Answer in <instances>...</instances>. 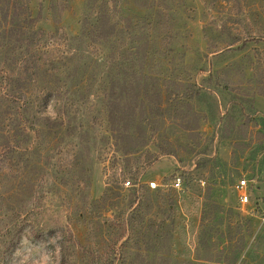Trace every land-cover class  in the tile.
Instances as JSON below:
<instances>
[{
    "label": "rangeland",
    "instance_id": "rangeland-1",
    "mask_svg": "<svg viewBox=\"0 0 264 264\" xmlns=\"http://www.w3.org/2000/svg\"><path fill=\"white\" fill-rule=\"evenodd\" d=\"M91 7L112 12L118 28L128 30V25L129 29L146 30L143 44L149 43L143 47L147 52L144 75L150 78L151 89L157 88L161 78L164 95L168 94L175 87L170 82L176 77L181 84H188L191 75L203 87L211 106L201 107L200 101H191L197 112L191 118L184 100L178 104L175 117L165 103L160 116H151L152 124L143 136L119 142L110 139L92 112L88 124L93 139L88 145L89 137H85L81 150L75 147L76 139L63 136L61 131L56 136L35 134L31 124L19 115L28 98L39 108L35 82L27 85L30 96L20 95L14 83L10 84L11 77L21 74L18 63L27 67L29 59L12 52L8 43L23 35L19 32L27 31L32 36L30 54L40 64L60 62L71 54L87 58L89 50L96 51L86 45L81 49L77 38ZM150 14L160 16L156 26L146 18ZM12 20L20 28L13 38L8 33ZM135 34L137 31L131 38ZM117 38L114 42L119 57L129 40L121 33ZM102 52L108 54V47ZM222 72H226L223 75L231 84L230 90L214 87ZM211 73L214 81L210 84ZM262 90L264 0H0V226L7 209L18 205L11 187L18 186V200L28 201V208L41 212L37 215L39 230L32 231L31 215L27 224H32L26 227L13 253L6 249L8 244L1 243L5 232L0 227V264H101L105 257L100 256L107 254L109 241L122 232L121 242L127 239L130 252L124 264H264ZM154 93L151 103L157 101ZM102 100H92L91 105ZM46 110L45 119L55 116L52 107ZM233 119L235 127L231 130ZM49 122L55 124L54 120ZM23 133H30V137ZM18 142H22L20 147ZM155 159L142 172V166ZM183 171L189 173L186 181L181 177ZM173 173L175 180L164 186L163 179ZM178 178L179 188L173 186ZM243 178L250 199L245 205L237 189ZM127 180L131 187L124 186ZM106 181L113 190L102 199ZM150 181L161 186L152 189ZM140 185L144 186L143 195L135 201L134 188ZM158 200L173 202V210L159 213ZM131 205L141 206L146 220L158 214L156 225L163 220L172 224L171 238L164 241L167 232L162 234L160 245L155 233L151 239L143 234L138 237L132 228H122L123 212ZM205 208L209 214L205 224L216 223L209 251L198 241ZM220 220L222 224L217 223ZM228 235L234 238L232 244L244 242L235 263H227L234 253L230 245L226 246ZM147 240L160 251L156 259L139 255ZM116 264H121L118 257Z\"/></svg>",
    "mask_w": 264,
    "mask_h": 264
},
{
    "label": "trees",
    "instance_id": "trees-1",
    "mask_svg": "<svg viewBox=\"0 0 264 264\" xmlns=\"http://www.w3.org/2000/svg\"><path fill=\"white\" fill-rule=\"evenodd\" d=\"M92 9L93 7H91L90 11L86 13L84 20L82 21L81 33L77 38L81 41V49L82 45H86L88 49H95L96 54L89 50L87 58L83 54H71L70 57L65 55V57H63L64 60H60V62L58 60L57 62L51 61L48 65L43 63L40 64L35 60L32 53L30 54L32 36L27 31L19 32L23 35L10 39L11 41L8 43L12 52L16 54L18 51L20 55H25V58L29 59L27 67H23L18 63L21 69V74L17 77H11L10 84L14 83L13 87H15L16 92L20 93V95L30 96L28 94L29 91L27 90V85H29L30 82H35L36 93L34 94V97L35 101H38V104H40L39 108L37 109L35 102L28 98V100L23 103V108L21 107V110L19 111L21 118H23L25 122L31 124L35 134H38L39 136H43L44 134H46V136H50V134L56 136L59 134V131H61L63 136L76 139L75 147L81 150L83 148V143L85 142V137H89V140H86L88 145L93 139L90 135L93 130L90 129L88 124V117L92 112H94L96 117L98 116L102 121L103 128H106L105 132L109 134L110 139L119 142L121 140L125 141L133 139L134 137L143 136L148 127L152 124L151 116H160L161 113L159 112L164 109L165 103L173 109L172 112L175 117L177 116L178 104L184 100L187 102L189 109L188 115L191 118L197 116L196 110L194 111L196 105L192 106L191 101H200L201 107H204V104L206 107L211 106L209 104L211 103L209 101L210 98H208V95L203 92V87L198 85L191 75H188V84H181L182 81L178 80L177 77L170 82V84H174L175 87L170 93L168 91V94H165L166 96L164 95L165 90L161 86V82L164 80L161 78L158 80L160 84L157 88L151 89L149 82L150 78H147V76L144 75L147 52H144L145 50L143 47L149 43L147 40L146 43L143 44L145 41L146 30L140 31L139 29H136L137 27L134 28V30L137 31V35L135 34V38L133 36L131 38V34H134L135 31L129 29L130 26L128 25L126 26L128 30L118 28L119 22L115 20L112 12H107L105 9ZM145 9L148 10L149 7H146ZM159 17L158 14H150L147 15L146 18L149 19L151 24H155L156 19ZM19 29L20 28L16 25L15 20H12L9 23L8 33L12 34L11 38L15 36L14 34H16ZM120 33L123 37H127L129 42L124 45L125 49L122 50L121 56L116 57L118 49L115 45L114 39L117 41V35ZM149 35L150 34H148V36ZM133 42H137L138 47L134 46ZM104 46L108 47V54L102 52ZM134 47H136V52L133 51ZM225 73L226 72L220 73L222 75L218 73V78L220 79L214 82V87L216 89L220 88L223 91L230 90L228 87L231 84L226 80L225 75H223ZM212 77L213 74L211 73L210 78H208L210 84L214 81ZM192 81L194 82L192 83ZM177 89H183L184 92L179 94ZM154 90V95L157 101L151 103L150 99H152V91L154 92ZM262 93H264V90H262ZM102 98L103 100L98 105H91L92 100H99ZM233 98L238 100L237 97ZM49 107L54 109L55 116L53 118L47 116L46 119H48V121H46L43 117V112H47L46 109ZM175 117L173 119H175ZM221 118L223 120L222 122H224V117ZM49 120H54L53 123L55 124H51ZM161 121L164 124V121ZM231 121H233V124L230 127L232 130L235 127V120L233 119ZM23 135L27 138L30 137V133H23ZM21 143L18 142L17 146L20 147ZM23 143L28 144V140H24ZM131 151H133L132 148L128 150V153ZM155 161L156 159L150 161L146 166H142V172H145L148 167H151L150 165ZM188 174V171H183L181 174L182 179L184 178L186 181L189 176ZM175 178L176 174L173 173L170 176H166L162 183L164 186H168L171 181L175 180ZM190 179L191 181L194 180L193 177ZM110 183V181H106V188L102 199L107 198L108 193L113 190ZM28 187L31 186L28 185ZM11 189L14 193V198L17 199L14 203L17 202L18 205L17 208H12L13 210L11 211L7 209L6 219L3 223L1 222L3 227H0H2L5 232V238H2L1 243L3 245L5 243L8 244L6 249H11L10 253H13L28 225L33 223L31 225L32 231L39 230L40 226H38L37 215L41 212L35 210L33 207L28 208V201L24 203L23 199L18 200L17 195H20L18 193V186L11 187ZM143 191V185L134 188L135 201L142 198ZM27 193L33 194V191H28ZM158 193L159 192H157V194ZM10 197H12V195H10ZM158 201L159 207H161L159 213L173 210V202L166 203L165 200L163 203H160V200ZM140 203L143 204L144 202L141 200ZM154 203L155 202H153V205ZM30 205L34 206L31 202ZM31 215H34L33 222L27 224V221H30L29 217ZM157 216L158 214H155L146 220V214L141 206L136 207L131 205V207L123 212V220L120 224L123 226L122 228L127 231L130 228L136 230L138 237L143 234L144 237L153 239L152 235L155 233L157 235L158 243L163 245V238L161 235L167 232V236H164V238L166 237L164 241L170 239L172 224H166V220H163L162 222L159 221L156 225V220H154V218L156 219ZM208 218L209 214L206 213L205 208L198 241L200 245H203L209 251L212 232L214 231L216 223L213 225L205 224V221H207ZM217 223L222 224L223 220H220V222ZM34 225H36L37 228ZM157 226L158 229H156ZM123 237L124 232L119 236L111 238L107 254L100 256V258L105 257V261L101 264H116L117 257L121 261V264H124V261L127 260L130 252L128 251L127 239L121 242ZM226 239L228 240L226 246L230 245L234 252L233 257L230 260H227V263H235L240 252L244 249V242L236 241L235 244H232L231 242L234 240L232 235H228ZM8 240L9 242H7ZM241 240L243 239L241 238ZM145 242L148 244L139 255L142 257L143 255L144 257L149 256L152 259H156L155 257L159 255L160 251L156 249V245L153 246L152 244H149L151 240ZM119 245H121V248L118 252L117 248ZM61 249L65 248L62 247ZM4 264L8 263L5 262Z\"/></svg>",
    "mask_w": 264,
    "mask_h": 264
},
{
    "label": "built area",
    "instance_id": "built-area-1",
    "mask_svg": "<svg viewBox=\"0 0 264 264\" xmlns=\"http://www.w3.org/2000/svg\"><path fill=\"white\" fill-rule=\"evenodd\" d=\"M149 185L152 189H157L158 187H160L161 185L158 184L156 181H150ZM181 185V178H178L176 180V184L173 186H176L177 188H179ZM124 186L125 187H131L132 183L130 180H127L124 182ZM247 188H248V184H247V180L246 179H241L237 185V189L239 190V199L241 204L245 205L246 203L249 202V195L247 192Z\"/></svg>",
    "mask_w": 264,
    "mask_h": 264
}]
</instances>
